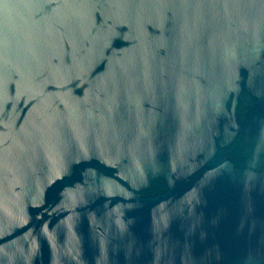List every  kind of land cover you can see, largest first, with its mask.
Segmentation results:
<instances>
[{
  "label": "water",
  "instance_id": "1",
  "mask_svg": "<svg viewBox=\"0 0 264 264\" xmlns=\"http://www.w3.org/2000/svg\"><path fill=\"white\" fill-rule=\"evenodd\" d=\"M0 264H264V0H0Z\"/></svg>",
  "mask_w": 264,
  "mask_h": 264
}]
</instances>
